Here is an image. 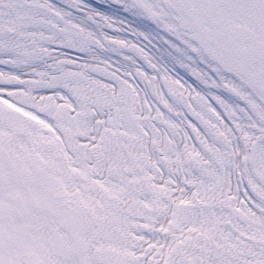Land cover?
<instances>
[{"label":"snow or ice","instance_id":"6c2138e0","mask_svg":"<svg viewBox=\"0 0 264 264\" xmlns=\"http://www.w3.org/2000/svg\"><path fill=\"white\" fill-rule=\"evenodd\" d=\"M0 264H264V0H0Z\"/></svg>","mask_w":264,"mask_h":264}]
</instances>
